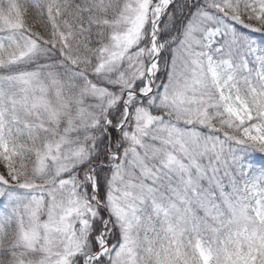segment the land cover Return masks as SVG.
I'll use <instances>...</instances> for the list:
<instances>
[{
    "label": "snow or ice",
    "instance_id": "snow-or-ice-1",
    "mask_svg": "<svg viewBox=\"0 0 264 264\" xmlns=\"http://www.w3.org/2000/svg\"><path fill=\"white\" fill-rule=\"evenodd\" d=\"M0 264H264V0H0Z\"/></svg>",
    "mask_w": 264,
    "mask_h": 264
}]
</instances>
